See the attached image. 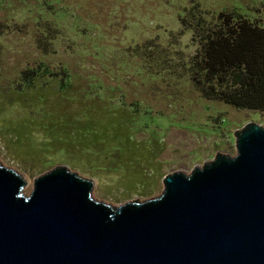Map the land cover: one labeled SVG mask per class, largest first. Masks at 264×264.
Masks as SVG:
<instances>
[{"label": "rangeland", "instance_id": "obj_1", "mask_svg": "<svg viewBox=\"0 0 264 264\" xmlns=\"http://www.w3.org/2000/svg\"><path fill=\"white\" fill-rule=\"evenodd\" d=\"M221 12L264 27V0H0V161L22 191L61 166L119 207L235 156L264 111L203 97L190 71Z\"/></svg>", "mask_w": 264, "mask_h": 264}, {"label": "water", "instance_id": "obj_2", "mask_svg": "<svg viewBox=\"0 0 264 264\" xmlns=\"http://www.w3.org/2000/svg\"><path fill=\"white\" fill-rule=\"evenodd\" d=\"M234 137L235 156L216 152L119 207L61 166L22 191L0 161V264H264V127Z\"/></svg>", "mask_w": 264, "mask_h": 264}, {"label": "trees", "instance_id": "obj_3", "mask_svg": "<svg viewBox=\"0 0 264 264\" xmlns=\"http://www.w3.org/2000/svg\"><path fill=\"white\" fill-rule=\"evenodd\" d=\"M195 37L198 50L190 71L201 95L264 111V27L221 12L213 26H201Z\"/></svg>", "mask_w": 264, "mask_h": 264}]
</instances>
